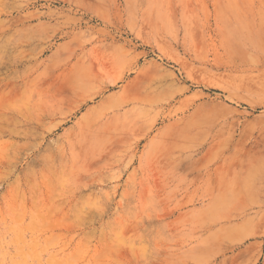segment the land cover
I'll return each instance as SVG.
<instances>
[{
  "label": "rangeland",
  "instance_id": "1",
  "mask_svg": "<svg viewBox=\"0 0 264 264\" xmlns=\"http://www.w3.org/2000/svg\"><path fill=\"white\" fill-rule=\"evenodd\" d=\"M0 264H264V0H0Z\"/></svg>",
  "mask_w": 264,
  "mask_h": 264
},
{
  "label": "bare ground",
  "instance_id": "2",
  "mask_svg": "<svg viewBox=\"0 0 264 264\" xmlns=\"http://www.w3.org/2000/svg\"><path fill=\"white\" fill-rule=\"evenodd\" d=\"M260 233V232H259ZM254 237H257V235L255 234V233H252V232H250V234L248 235V238H253L254 239ZM256 239V238H255ZM252 240V239H251ZM262 248V247H261Z\"/></svg>",
  "mask_w": 264,
  "mask_h": 264
}]
</instances>
